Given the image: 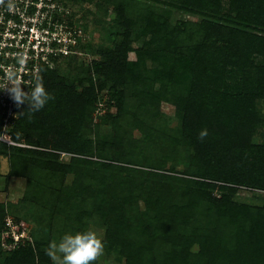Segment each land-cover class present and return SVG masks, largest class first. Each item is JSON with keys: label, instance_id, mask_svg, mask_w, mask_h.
Here are the masks:
<instances>
[{"label": "trees", "instance_id": "16d2710c", "mask_svg": "<svg viewBox=\"0 0 264 264\" xmlns=\"http://www.w3.org/2000/svg\"><path fill=\"white\" fill-rule=\"evenodd\" d=\"M54 1L64 7L57 19L78 27L65 12L93 0ZM105 1L116 44L80 66L77 54L57 57L22 86L40 77L53 99L35 113L14 104L13 143L0 139L7 180L26 179V199L75 232L98 217L104 251L124 264H264V199L234 198L240 187L264 192V0ZM173 11L200 19L173 23ZM164 102L175 107L171 132L156 123ZM129 116L136 140L121 125ZM99 123L114 134L98 137ZM6 209L0 203V236ZM32 242L4 249L0 238V264H53L50 242Z\"/></svg>", "mask_w": 264, "mask_h": 264}, {"label": "rangeland", "instance_id": "374dc122", "mask_svg": "<svg viewBox=\"0 0 264 264\" xmlns=\"http://www.w3.org/2000/svg\"><path fill=\"white\" fill-rule=\"evenodd\" d=\"M142 1L146 0H134L135 3ZM71 9L72 10H69V13H76L75 20L78 22V27L82 29L85 35L84 38H82V42H86V44L84 46L79 45L77 47L79 53L77 54L78 58L76 60V64L80 66L84 62L89 63L91 59L98 58V53H96V49H98V47H113L116 44V39L114 38L115 30L112 26L114 24L113 19L115 18L116 14L113 10V4L107 3L105 0L86 1L78 7L73 5ZM78 15L81 17L79 20H77ZM170 19L173 23H178L180 20L191 19L193 21H198L200 18L173 11L170 15ZM130 58H135V53L131 52ZM64 70H66V68ZM108 97L101 96L100 99H102L101 101L107 102ZM103 109H105L104 106L100 104L97 113H103ZM134 109L135 108H133V106L129 107L131 112L134 111ZM261 110L264 113V102L261 105ZM112 111L115 112V109L113 108ZM161 111L164 117L161 120H157L156 123L161 126L160 128L163 127L164 129L171 132L172 129H169V127H177L175 107L170 103L164 102L161 106ZM17 115L18 113L16 110H13L11 114L9 112L6 113L3 103L0 100V119H2L0 122V139L8 143H13L9 137V132L14 126ZM96 120L98 123L100 121V117H96ZM121 125L124 129H127L129 134L134 136L133 140H136L141 136L139 129L134 124H132L131 116H129L127 120H123ZM94 130L97 131L96 135L101 139L105 138L106 136L111 137L114 134V128L112 127V124L109 123H99L97 126H95ZM107 156L109 159H111L115 155L114 153L107 151ZM188 156V151L185 148L182 149L181 152L175 154V159H177L178 163L177 168L180 171L188 166ZM9 170L10 163L8 157H1L0 203H5L6 205V217H11L16 222H18L22 229H24L30 236L31 241H58L63 234L67 232H75L63 214H57L51 220L48 212L44 213L43 209L38 207L36 201L32 199L29 200V198L26 199V179L22 177H12L10 180H7L6 177L9 173ZM263 193L264 192L259 189L240 187L234 198L238 202L261 205L264 199ZM214 194L218 196L220 192L216 190ZM76 202L77 199L75 203L73 202L74 207L76 206ZM141 204L143 203L141 202ZM83 224L86 229L91 228L96 230L102 240H104L106 235L105 226L98 217L94 216L90 219H83ZM0 238L2 241L4 238V232H2ZM194 250H198V247H194ZM98 264H124V261H117L114 253L107 254L104 251L103 254L98 257Z\"/></svg>", "mask_w": 264, "mask_h": 264}, {"label": "built area", "instance_id": "2783aa9c", "mask_svg": "<svg viewBox=\"0 0 264 264\" xmlns=\"http://www.w3.org/2000/svg\"><path fill=\"white\" fill-rule=\"evenodd\" d=\"M58 9L62 11L64 7L54 0H0V100L10 114L15 104L8 91L11 75L15 74L23 85H29L42 64L53 66L57 57L79 53L78 36L82 29L70 26L65 19H57ZM19 54L26 57L23 65L17 62ZM3 232L5 249H15L31 241L11 217L5 218Z\"/></svg>", "mask_w": 264, "mask_h": 264}, {"label": "clouds", "instance_id": "9594fccd", "mask_svg": "<svg viewBox=\"0 0 264 264\" xmlns=\"http://www.w3.org/2000/svg\"><path fill=\"white\" fill-rule=\"evenodd\" d=\"M17 62L23 65L26 57L19 54ZM9 80L11 87L8 91L12 99L18 107L27 103L29 106L27 111L30 113L39 112L53 99L40 77H37L34 86L27 91L24 90L22 81L17 79L15 74L11 75ZM199 136L203 139L207 136V130H201ZM103 252L104 242L97 231L91 228L74 233L67 232L58 241H51L47 249V254L54 264H94Z\"/></svg>", "mask_w": 264, "mask_h": 264}, {"label": "flooded vegetation", "instance_id": "af4514ba", "mask_svg": "<svg viewBox=\"0 0 264 264\" xmlns=\"http://www.w3.org/2000/svg\"><path fill=\"white\" fill-rule=\"evenodd\" d=\"M2 72V69H0V73Z\"/></svg>", "mask_w": 264, "mask_h": 264}]
</instances>
